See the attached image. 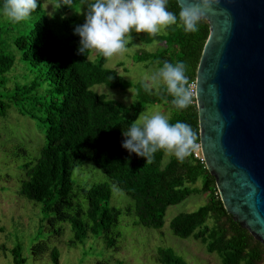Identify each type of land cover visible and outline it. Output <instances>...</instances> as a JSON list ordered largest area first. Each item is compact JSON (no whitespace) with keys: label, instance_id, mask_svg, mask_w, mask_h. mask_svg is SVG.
Wrapping results in <instances>:
<instances>
[{"label":"trees","instance_id":"obj_1","mask_svg":"<svg viewBox=\"0 0 264 264\" xmlns=\"http://www.w3.org/2000/svg\"><path fill=\"white\" fill-rule=\"evenodd\" d=\"M45 1L40 0L29 17L14 22L3 14L0 0V117L13 108L31 119L42 136L39 155L32 162H18L19 170L24 171L18 194L40 204L44 213H52L47 218L48 236L33 245L32 254L49 250L50 261L59 264L51 237L62 233L63 228L56 227L60 222H67L72 232L65 246L75 247L92 235L102 236L107 247L118 250L120 233L112 228L122 211L134 215L136 224L160 228L169 205L192 193H204L207 200L203 205L170 220L171 232L179 238L199 241L207 253L218 257L220 264H264V244L226 212L204 162L191 152L183 161L172 154L164 162V150L157 151L149 161L121 147V131L150 104H161L168 110L170 123L189 124L199 141L195 98L187 108H175L172 96L163 88L157 91L144 80H126L116 69L104 67L107 57L101 54L96 61L90 60L91 49L84 54L78 52L79 37L73 33L74 26L82 24L84 18L78 21L68 16L70 8L64 5L49 16ZM167 7L178 15L181 6L177 0H168ZM208 34L205 18H201L196 32H185L179 20L155 35L140 32L137 40L141 44L158 45L153 50H137L134 58L145 67L157 68L164 61L182 60L191 83ZM97 84L132 89L134 100L122 103L109 98L93 89ZM10 147L3 150L9 149L14 157L24 159L23 147ZM88 161L133 204L123 210L109 206L111 186L107 182L88 185L85 178H78L79 188L73 192V171ZM80 197L87 201L86 209ZM5 248L0 244V249ZM18 248L10 249L14 264L23 263ZM155 258L161 264H187L170 247H158ZM95 264L105 263L97 260ZM112 264L125 263L118 259Z\"/></svg>","mask_w":264,"mask_h":264},{"label":"water","instance_id":"obj_2","mask_svg":"<svg viewBox=\"0 0 264 264\" xmlns=\"http://www.w3.org/2000/svg\"><path fill=\"white\" fill-rule=\"evenodd\" d=\"M202 18L209 34L194 98L203 161L226 212L264 244V0H212Z\"/></svg>","mask_w":264,"mask_h":264},{"label":"rangeland","instance_id":"obj_3","mask_svg":"<svg viewBox=\"0 0 264 264\" xmlns=\"http://www.w3.org/2000/svg\"><path fill=\"white\" fill-rule=\"evenodd\" d=\"M44 5L49 16L60 6L59 0H46ZM69 8L68 16L78 21L84 18L86 5H80V0H75ZM162 31L163 29L160 32ZM129 35L131 42L121 52L107 57L104 67L116 69L126 80H144L149 86H152L150 76L157 67H145L144 63L137 62L134 56L137 50H153L158 44L154 42L150 45H143L137 40L138 33L132 31ZM98 54L95 50H91L88 58L96 61ZM93 89L122 103L134 100L132 89L110 88L105 84H97ZM156 111L170 116V112L161 104L147 105L139 115ZM37 132L32 120L19 114L13 108H10L4 117H0V244L7 247L4 250L0 249V264H14L10 252L14 246L19 247L18 258L23 259L22 264H53L49 258V250L37 256L32 254L33 245L46 240L48 236L47 218L52 213H44L40 204L18 194V182L24 177V171L19 170L18 162L22 160L32 162L39 155L42 136ZM8 145L11 146V149L15 146L23 147L26 150L24 159L14 157L13 152L9 149L3 150V147L6 148ZM171 155L170 152L164 151L163 161H168ZM72 177L75 181L73 192L79 188L78 178H85L88 185L107 182L111 186L109 206L123 210L125 206L133 204L132 199L121 189L111 184L105 173L96 168L91 161L76 168ZM206 200V194L192 193L182 201L169 205L163 215V224L160 228H148L136 224L137 218L134 215H127L122 211L118 224L112 228L113 232L120 233L118 250L107 247L102 236L92 235L75 247L65 246V240L72 235L67 222L58 223L56 227L63 228L62 233L56 238L51 237V243L56 244L59 264H95L97 260L104 261L105 264H112L118 259L125 264H161L155 258L158 247L172 248L187 264H220L218 257L213 253H207L199 241L192 237L179 238L169 228V222L176 214L193 211L203 205ZM79 201L86 209L87 201L82 197Z\"/></svg>","mask_w":264,"mask_h":264},{"label":"clouds","instance_id":"obj_4","mask_svg":"<svg viewBox=\"0 0 264 264\" xmlns=\"http://www.w3.org/2000/svg\"><path fill=\"white\" fill-rule=\"evenodd\" d=\"M75 0H59V5L71 7ZM212 0L182 6L178 15L167 7L168 0H80L86 5L84 22L75 25L78 35V52L95 50L104 57H111L131 42L130 32L158 34L171 25L182 26L185 32L198 31L202 14L209 9ZM40 0H3L2 11L9 19L19 22L39 7ZM55 11H52V14ZM157 91L163 88L172 96L171 104L178 109L187 108L192 102L186 65L164 61L150 76ZM146 90L148 86L145 85ZM121 147L138 157L151 160L164 150L183 161L190 155L196 139L191 126L182 121L170 123L169 116L156 111L138 115L121 131Z\"/></svg>","mask_w":264,"mask_h":264},{"label":"built area","instance_id":"obj_5","mask_svg":"<svg viewBox=\"0 0 264 264\" xmlns=\"http://www.w3.org/2000/svg\"><path fill=\"white\" fill-rule=\"evenodd\" d=\"M189 88L192 94V97L194 98L195 96V84L194 81L189 83ZM192 156L198 160H200L201 162L203 161V157H202V153H201V147H200V142L196 141L194 142L193 146H192V150H191Z\"/></svg>","mask_w":264,"mask_h":264}]
</instances>
